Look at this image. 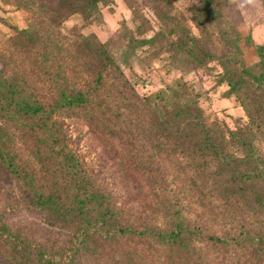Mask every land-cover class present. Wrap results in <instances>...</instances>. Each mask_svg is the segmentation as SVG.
<instances>
[{
  "label": "trees",
  "instance_id": "obj_1",
  "mask_svg": "<svg viewBox=\"0 0 264 264\" xmlns=\"http://www.w3.org/2000/svg\"><path fill=\"white\" fill-rule=\"evenodd\" d=\"M38 1V15L59 23L75 13L89 18L99 0ZM195 10L193 19L202 29L208 16H219L216 0H201ZM182 28L176 42L187 45L194 37ZM19 32L25 37L16 40L30 65L0 67L2 75L15 74L0 79V169H8L29 191L28 207L73 232L55 248L1 224L0 264H264V43L256 46L259 60L252 65L234 60L230 52L221 61L220 79L244 107L246 121L224 130L181 105L153 113L150 126L137 132L130 114L145 112L151 95L138 94L105 42L92 47L91 38L82 37L74 44L71 65L61 52L63 41L47 45L46 32ZM155 37L133 36L130 44ZM50 48L61 52V61L52 62ZM188 51H195L199 63L212 59L202 47ZM51 62L56 76L44 68ZM41 82L49 92L39 89ZM69 118H81L121 141L132 171L151 190L148 202H121L97 180L69 144L64 123ZM132 136L145 145H136ZM163 157L179 161L182 188L169 191L160 169ZM119 171L127 174L125 167ZM230 220L236 225L230 222L219 234L214 230L212 221Z\"/></svg>",
  "mask_w": 264,
  "mask_h": 264
},
{
  "label": "rangeland",
  "instance_id": "obj_2",
  "mask_svg": "<svg viewBox=\"0 0 264 264\" xmlns=\"http://www.w3.org/2000/svg\"><path fill=\"white\" fill-rule=\"evenodd\" d=\"M200 1L99 0L89 18L75 13L58 23L38 15V0H0V67L3 63L16 69L30 65L28 54L21 53V40H16L25 37L20 34V29L46 32L47 45L54 39L60 44L63 41L64 50L61 52L71 65L74 44L82 37H90L92 47L97 42L108 45L140 96L151 95L145 112L130 114V118L138 123L137 132L150 126L153 113L155 116V112H171L181 105L191 110V114L200 113L206 124L216 123L224 130L232 129L246 121L247 115L238 98L227 94L228 84L220 79L223 72L221 61L230 52L234 60L247 66L258 62L256 46L264 43V0H251L250 3L247 0H216L219 16L217 19L208 16L205 29L193 19ZM159 13L166 17L161 19ZM142 21V33L139 34L136 27ZM182 27L194 37L193 41H185L187 45L176 42V34L181 33ZM133 36L156 37L151 43L132 47L130 38ZM189 47L208 50L212 59L207 57L199 63L195 51L189 52ZM50 51L55 57L52 62L61 61L60 51L54 48ZM124 58L126 61L122 62ZM52 62L44 68L56 76V63ZM14 75V72L0 74V79L10 80ZM85 80V77L81 78V82ZM39 87L50 91L46 82H41ZM64 123L70 146L85 164L93 168L97 180L118 194L119 201L126 200L134 206H141L139 200L148 202L151 190L142 177L132 171L121 141L110 139L81 118L64 119ZM132 138L139 147L145 145L134 136ZM149 150L153 149L149 147ZM23 156L27 154L24 152ZM168 159L162 158L160 169L166 173L168 189L172 192L183 187L185 172L183 174L177 159ZM120 166L127 169L125 176L119 173ZM29 197V191L20 180L8 173V169H0V225L17 228L41 243L60 247L73 229L51 220L42 210L28 207ZM230 222L212 221V224L219 234L230 226ZM231 224L236 225V221Z\"/></svg>",
  "mask_w": 264,
  "mask_h": 264
},
{
  "label": "clouds",
  "instance_id": "obj_3",
  "mask_svg": "<svg viewBox=\"0 0 264 264\" xmlns=\"http://www.w3.org/2000/svg\"><path fill=\"white\" fill-rule=\"evenodd\" d=\"M247 2H249V3H250V2H251V0H247Z\"/></svg>",
  "mask_w": 264,
  "mask_h": 264
}]
</instances>
